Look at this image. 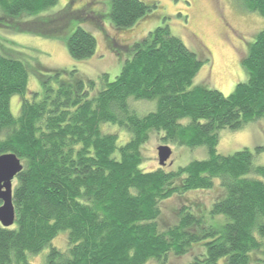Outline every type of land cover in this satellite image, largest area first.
<instances>
[{
	"label": "trees",
	"instance_id": "trees-1",
	"mask_svg": "<svg viewBox=\"0 0 264 264\" xmlns=\"http://www.w3.org/2000/svg\"><path fill=\"white\" fill-rule=\"evenodd\" d=\"M240 2L264 17V0ZM57 4L0 0V25L53 35L69 18L90 19L70 4L42 15ZM150 10L142 0H112L111 23L123 31ZM68 49L73 59L84 60L96 53L97 40L77 25ZM131 52L113 80L102 73L97 80L54 87L51 79L62 72L56 70L42 79L39 101L26 97L27 63L0 53V155L15 154L23 165L13 180L15 223H0V264H31L30 255L48 247L44 264H168L195 247L200 251L185 264H218L221 258L226 264H264V181L248 177L264 176V166H255L248 148L217 152L221 129L264 119V30L242 60L247 80L227 96L192 87L209 59L190 50L168 25L149 32ZM15 94L21 96L17 117L11 111ZM142 102L152 108L138 110ZM114 126L129 134L125 143L108 131ZM154 134L166 144L206 146L209 157L176 170L160 165L145 171L144 149ZM216 180L222 196L208 211L225 216L220 228L204 221L198 204L180 207L176 221L162 227V203L211 190ZM62 231L68 234L65 250L52 246Z\"/></svg>",
	"mask_w": 264,
	"mask_h": 264
},
{
	"label": "rangeland",
	"instance_id": "rangeland-1",
	"mask_svg": "<svg viewBox=\"0 0 264 264\" xmlns=\"http://www.w3.org/2000/svg\"><path fill=\"white\" fill-rule=\"evenodd\" d=\"M142 1L151 5L150 12L133 26L118 31L110 19L112 0H58L55 7L43 11L42 15L60 12L70 4L71 10L83 11L90 19L79 21L69 18L68 25L64 26L60 33L53 35L22 32L0 25V53L19 57L27 63L29 84L26 97L39 101L44 92L42 79L52 77L56 70L62 72L57 78L53 76L51 79L54 87L64 81L76 82L78 78L86 82L89 79L97 80L102 73L109 74L113 80L121 72L126 59L132 57L133 44L157 27L168 25L172 35L181 39L190 50L200 58L209 59L194 78L192 87L198 85L216 89L227 96L234 91L238 83L247 80L242 60L248 55L257 35L264 30L263 16L244 9L240 0ZM2 12L0 8V13ZM77 25L90 31L97 40L96 53L84 60L73 59L68 49V38ZM20 105L21 96L13 95L11 111L16 117L19 115ZM137 107L140 111H148L152 105L142 102L138 103ZM189 122V118L182 120L183 124ZM107 129L119 135L118 144H123L129 139V134L124 128L114 126ZM161 145H168L172 149V155L164 165L166 170H176L194 160L209 157L206 146L189 148L166 144L154 134L144 149L145 159L141 166L143 170L152 171L160 166L158 147ZM245 148L254 154L255 166H264V119L250 122L237 130L225 128L219 131V154L231 155ZM248 177L264 181L263 175L252 173ZM218 182L216 180V186L211 190L192 191L162 203V227L170 226L176 221V211L180 207L185 204H198L204 209V221L220 228L225 222V216L220 214L212 217L208 211L213 202L221 199L222 191ZM52 246L61 250L67 249V232H60L52 241ZM49 249L48 247L30 255L31 264H44ZM199 251L200 247H195L186 256H172L168 264H185ZM218 264H226V258H221Z\"/></svg>",
	"mask_w": 264,
	"mask_h": 264
},
{
	"label": "water",
	"instance_id": "water-1",
	"mask_svg": "<svg viewBox=\"0 0 264 264\" xmlns=\"http://www.w3.org/2000/svg\"><path fill=\"white\" fill-rule=\"evenodd\" d=\"M172 155L168 145L158 147L159 164L164 166ZM23 169L21 160L12 153L0 155V223L11 227L15 223V206L13 203V180Z\"/></svg>",
	"mask_w": 264,
	"mask_h": 264
}]
</instances>
